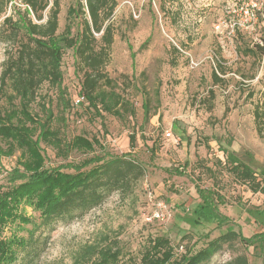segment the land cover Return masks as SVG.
<instances>
[{"label":"rangeland","instance_id":"374dc122","mask_svg":"<svg viewBox=\"0 0 264 264\" xmlns=\"http://www.w3.org/2000/svg\"><path fill=\"white\" fill-rule=\"evenodd\" d=\"M71 1L61 0L60 32ZM117 1L106 71L131 100L135 113L101 118L87 103H74L81 73L72 49L65 51L62 62L63 94L70 107L64 110L60 91L44 83L32 111L43 120L46 109L52 112V126L68 140L83 135L99 141L94 150L73 149L65 158L43 143L47 167L132 152L146 173L130 193L114 191L91 210L74 212L44 228L48 243L33 264H88L96 247L121 251L116 264H140L141 252L160 235L170 238L175 251L170 264H178L184 253L198 251L228 227L247 236L264 230L252 220L257 209L264 210V192L253 191L230 170L236 164L257 172L264 169V139L254 120L255 104L264 90V0H177L165 9L160 0ZM14 5L24 6L22 0L10 1L0 22L13 13ZM6 49L0 43V78ZM8 106L0 79V114ZM168 130L173 137L166 134ZM154 141L157 148L152 154ZM19 153L0 159V186L12 185L10 172ZM259 178L264 185V177ZM195 184L222 194L219 207L231 217L228 224L180 229L181 218L187 220L192 212L183 202ZM150 192L156 200L149 199ZM159 199L175 206V218L168 223L146 220ZM25 213L39 221L38 211L26 207ZM33 227L16 221L1 229L0 237L28 236ZM240 254H246L250 264H264V241L246 245L237 238L202 264H224Z\"/></svg>","mask_w":264,"mask_h":264},{"label":"trees","instance_id":"16d2710c","mask_svg":"<svg viewBox=\"0 0 264 264\" xmlns=\"http://www.w3.org/2000/svg\"><path fill=\"white\" fill-rule=\"evenodd\" d=\"M10 1L0 0V17ZM176 1L160 0L161 8ZM22 2L23 7L14 5L13 13L5 15L0 22V43L7 45L1 89L9 104L0 114V140L3 141L0 159L20 151L17 165L10 172L12 185L0 186V230L16 221L32 223L34 227L28 236L0 237V264H33L48 243V236L42 232L44 228L74 212L91 210L114 191L130 193L146 173L144 164L132 152L95 155L78 163L70 161L47 167L43 143L51 146L58 157L65 158L73 149L94 150L99 141L83 135L68 140L59 128L52 126L54 114L45 104L44 120L32 111L38 89L44 83L60 91L64 110L70 107V99L64 97L62 62L65 51L72 49L76 70L81 73L84 103L101 118L108 114L121 117L135 113L131 100L118 90V83L106 71L115 38L112 17L118 1L72 0L62 32L59 31L61 0ZM144 106L148 114V102ZM254 120L258 134L264 139V90L255 104ZM135 140L136 136L132 135L133 147ZM156 148L154 141L152 154ZM230 170L253 191L264 192L263 180L259 178V175L264 177V169L257 172L245 164H236ZM190 195L201 201L187 220L181 218V230L210 222L222 227L230 222L231 217L219 207L224 202L219 191L195 184ZM26 207L39 212V221L25 213ZM252 220L257 227L264 228V210L257 209ZM185 223L188 224L185 226ZM237 238L246 245L264 241V230L247 236L242 230L228 227L198 251L184 253L178 264H202L225 243ZM92 253L88 264H116L121 255V251L111 247H96ZM174 254L170 238L160 235L151 239L141 252L140 264H170ZM224 264H250V260L246 254H240Z\"/></svg>","mask_w":264,"mask_h":264},{"label":"built area","instance_id":"2783aa9c","mask_svg":"<svg viewBox=\"0 0 264 264\" xmlns=\"http://www.w3.org/2000/svg\"><path fill=\"white\" fill-rule=\"evenodd\" d=\"M84 94L80 91L78 95L75 97V104H84ZM168 136H172V133L170 130L166 132ZM173 137V136H172ZM150 200H156L153 193L150 192L149 194ZM156 207L152 211V213L147 216L146 220L149 222L158 221L161 223H168L171 221L174 217V207L169 202L159 199L155 201Z\"/></svg>","mask_w":264,"mask_h":264},{"label":"crops","instance_id":"0c3cea01","mask_svg":"<svg viewBox=\"0 0 264 264\" xmlns=\"http://www.w3.org/2000/svg\"><path fill=\"white\" fill-rule=\"evenodd\" d=\"M195 202H197V203H195ZM170 203H171V202H170ZM189 203H190V204L192 203V205H191L190 207H188ZM198 203H200V199H199V198H194V197H192L191 195L189 196V198H187V199L184 200V202H183V204H184L185 206H187V207H186V210H187V211H190L191 209L193 210V208H194L195 206H197ZM184 205H183V206L180 205V206L184 207ZM172 206L175 207L173 204H172ZM175 215H176V212H175V210H174V217H173V219L175 218Z\"/></svg>","mask_w":264,"mask_h":264}]
</instances>
